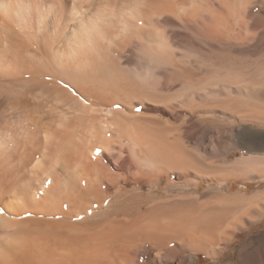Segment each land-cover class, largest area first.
I'll list each match as a JSON object with an SVG mask.
<instances>
[{
	"label": "bare ground",
	"instance_id": "obj_1",
	"mask_svg": "<svg viewBox=\"0 0 264 264\" xmlns=\"http://www.w3.org/2000/svg\"><path fill=\"white\" fill-rule=\"evenodd\" d=\"M1 89L0 264H264V0H0Z\"/></svg>",
	"mask_w": 264,
	"mask_h": 264
},
{
	"label": "rangeland",
	"instance_id": "obj_2",
	"mask_svg": "<svg viewBox=\"0 0 264 264\" xmlns=\"http://www.w3.org/2000/svg\"><path fill=\"white\" fill-rule=\"evenodd\" d=\"M23 37H22V39L21 38L18 39V41L19 42L23 41V39H24ZM9 96H10V94H8L6 92V90H2V89L0 90V114H1L0 115V124L3 123V120H4L3 116L9 118L11 116V114H15L16 113V110H12L8 106V104L11 105V103H12V105H15V104H13V102L15 103L13 97H9ZM9 101H11V102H9ZM8 108H9V110H8ZM10 112H12V113H10ZM242 154H243V151L242 152H234V153H232L229 156V159H235L236 157H238V156H240ZM252 181H253L254 185H252V187L250 188V191L256 190V189H258V187L259 188H261V187L263 188L264 187V184H261V185L257 184L259 182L258 179L252 180ZM229 183H233L234 186H235L233 188V190H232L233 192H237L238 190H240L241 188H243L244 185H245L243 181L234 182V181L230 180ZM208 185H209V183L205 181L204 182V187L202 188V191H206ZM166 186H167V181L165 180L164 181V184H163V188H166ZM215 186L218 187L219 186V183H215ZM133 187H134V185L131 184L130 188H133ZM146 191H149V188L148 187L146 188ZM253 234H256V235L264 234V223H262L259 227L255 228ZM245 238H246V236H245ZM210 263H211V260H207L205 258V256L201 255L199 257V264H210Z\"/></svg>",
	"mask_w": 264,
	"mask_h": 264
},
{
	"label": "snow or ice",
	"instance_id": "obj_3",
	"mask_svg": "<svg viewBox=\"0 0 264 264\" xmlns=\"http://www.w3.org/2000/svg\"><path fill=\"white\" fill-rule=\"evenodd\" d=\"M0 213H2V209H0Z\"/></svg>",
	"mask_w": 264,
	"mask_h": 264
}]
</instances>
